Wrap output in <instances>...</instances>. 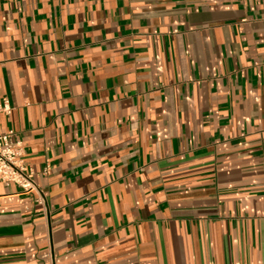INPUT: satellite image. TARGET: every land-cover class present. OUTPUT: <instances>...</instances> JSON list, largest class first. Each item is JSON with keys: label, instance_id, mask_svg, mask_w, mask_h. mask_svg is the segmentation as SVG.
Masks as SVG:
<instances>
[{"label": "crops", "instance_id": "obj_1", "mask_svg": "<svg viewBox=\"0 0 264 264\" xmlns=\"http://www.w3.org/2000/svg\"><path fill=\"white\" fill-rule=\"evenodd\" d=\"M0 264H264V0H0Z\"/></svg>", "mask_w": 264, "mask_h": 264}, {"label": "built area", "instance_id": "obj_2", "mask_svg": "<svg viewBox=\"0 0 264 264\" xmlns=\"http://www.w3.org/2000/svg\"><path fill=\"white\" fill-rule=\"evenodd\" d=\"M11 107L6 98L0 100V113L9 114ZM11 131L0 132V181L5 185L15 184L23 192L33 194L39 204L45 203L42 191L38 188L37 174L21 159L22 150L10 140Z\"/></svg>", "mask_w": 264, "mask_h": 264}]
</instances>
